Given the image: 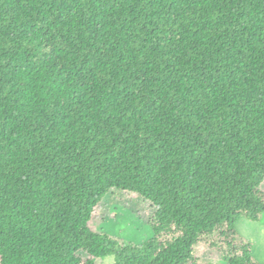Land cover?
I'll return each instance as SVG.
<instances>
[{
  "label": "trees",
  "instance_id": "trees-1",
  "mask_svg": "<svg viewBox=\"0 0 264 264\" xmlns=\"http://www.w3.org/2000/svg\"><path fill=\"white\" fill-rule=\"evenodd\" d=\"M263 182L264 0H0V264H264Z\"/></svg>",
  "mask_w": 264,
  "mask_h": 264
},
{
  "label": "rangeland",
  "instance_id": "rangeland-1",
  "mask_svg": "<svg viewBox=\"0 0 264 264\" xmlns=\"http://www.w3.org/2000/svg\"><path fill=\"white\" fill-rule=\"evenodd\" d=\"M261 188L264 191V182ZM154 211L155 206L138 194L112 189L95 208L91 226L115 237L142 242L151 236L149 222ZM235 226L241 235L254 243L253 256L264 263V216L260 222L240 218ZM211 255L218 258L217 254ZM96 264H114V259L107 257L97 260Z\"/></svg>",
  "mask_w": 264,
  "mask_h": 264
}]
</instances>
